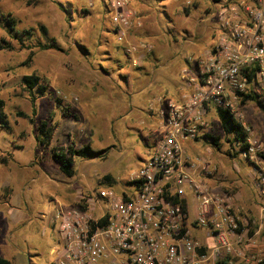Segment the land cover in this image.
Instances as JSON below:
<instances>
[{"label": "rangeland", "instance_id": "rangeland-1", "mask_svg": "<svg viewBox=\"0 0 264 264\" xmlns=\"http://www.w3.org/2000/svg\"><path fill=\"white\" fill-rule=\"evenodd\" d=\"M102 2L0 0V41L8 44L0 51V99L10 126L0 129V244L10 245L0 246V255L10 251L23 257L16 264L56 260L58 255L51 253L61 241L53 227L56 212L75 208L82 194L110 187L105 176L113 179L119 196L133 191L130 173L156 147L150 105L160 95L177 98L185 87L183 70L191 66L195 72L220 35L213 0H197L190 8L182 0H137L132 7L143 27L119 44L112 14ZM5 18L13 21L19 36L7 33ZM52 40L58 49H42ZM140 41L153 49L141 51L143 58L134 66L125 48ZM31 75L46 87L35 103L23 84ZM256 95L255 101L239 105L241 125L255 141V159L242 157L241 145L226 131L225 115L217 110L207 122L220 146L202 135L185 143V149L196 162L197 179L209 190L227 191L235 207L243 208L239 211L250 229L261 225L264 232V93L258 86ZM44 121L54 129L47 147L37 140ZM70 147L107 152L103 157H74L75 176L69 178L53 153ZM190 206L195 218L194 203ZM206 232L193 234L203 238Z\"/></svg>", "mask_w": 264, "mask_h": 264}, {"label": "built area", "instance_id": "built-area-1", "mask_svg": "<svg viewBox=\"0 0 264 264\" xmlns=\"http://www.w3.org/2000/svg\"><path fill=\"white\" fill-rule=\"evenodd\" d=\"M105 1L113 33L123 44L129 34L143 27L132 7L137 0ZM196 1L182 0L186 8ZM213 2L218 41L206 60L196 63L195 72L191 66L183 70L185 87L177 98L160 95L150 105L154 121L150 134L156 138V147L130 173L133 191L119 196L110 186L82 194L75 208H60L53 227L59 230L61 241L51 250L58 255L51 264H240L245 259L239 244L246 220L229 193L209 190L197 179L198 167L186 155L185 143L209 134L207 120L213 110L227 108L240 122L242 95L256 94L257 86L264 93V0ZM88 3L92 6L94 0ZM152 49L140 41L125 51L137 66L143 58L141 51ZM247 143L241 155L253 160L255 141L249 136ZM204 229L203 238L193 234Z\"/></svg>", "mask_w": 264, "mask_h": 264}, {"label": "trees", "instance_id": "trees-1", "mask_svg": "<svg viewBox=\"0 0 264 264\" xmlns=\"http://www.w3.org/2000/svg\"><path fill=\"white\" fill-rule=\"evenodd\" d=\"M105 2L106 1L103 0L102 3L105 5V8H106ZM83 12L89 13V10L83 9ZM1 18H3V16H2V13L0 12V25L3 23V21H1ZM4 21L8 25L7 26L8 27L7 33L8 34H12V32H13V33H15L16 36L20 35V32L16 31L15 26L12 25L13 21L11 19L5 18ZM44 34H46L45 31H44ZM7 47H8V44L6 43V41L4 39H2L0 41V51L3 50L4 48H7ZM42 49H58V47L56 46L55 42L53 41V42L44 44ZM118 49L121 50L120 47H118ZM31 58H32V56L29 57V59H31ZM23 84L28 89V92L31 95L32 103H35V101H36V94L43 95L46 92V87L40 85V78H38L37 76H34V75L25 76L23 78ZM256 97H257V95L254 92H249V93L243 94L240 105H245L248 101H255ZM4 108H5V103L3 100L0 99V129L10 130V126H9L8 121H7V116L5 114ZM217 110L221 115H225L224 116L225 120H222V122H223V126L226 129V131L228 133H231L234 136L235 142L240 144L241 148L243 150H247L249 147V145L247 143L248 134L246 133V131L244 130L242 125L236 121L234 114L231 113V111L229 109L224 108V107H220ZM262 110L264 111V105H262ZM226 123H228V125H229L228 127L230 128V131H228ZM53 130L54 129L51 128L46 121L41 123L40 129H39L40 133L37 136V140L42 146H44V147L49 146V144L51 143V140H52ZM205 137L214 146H217V147L220 146L219 145V141H220L219 136H216L213 134H207V135H205ZM106 152H107V149L96 151L90 147H85V148L80 149V150H75L73 147H70L69 149H66V150L59 148V149L54 150L53 157H54L55 161H57L60 164L61 172L64 175H66L67 177L72 178L75 176V170L73 168V165H74L73 158L74 157H80V158L96 157V156L103 157V156H105ZM103 181L105 183H107L108 185L113 186L114 181L110 176H105L103 178ZM256 229H257V226L250 230V236L254 235ZM0 264H11V263L5 259H0Z\"/></svg>", "mask_w": 264, "mask_h": 264}, {"label": "crops", "instance_id": "crops-1", "mask_svg": "<svg viewBox=\"0 0 264 264\" xmlns=\"http://www.w3.org/2000/svg\"><path fill=\"white\" fill-rule=\"evenodd\" d=\"M217 192V191H215ZM218 192H223L224 191H218ZM227 192V191H225ZM228 193V192H227ZM239 197V194L237 193L235 195V199ZM239 199V198H238ZM234 201V199H233ZM237 203V202H236ZM238 205V210H243L241 206ZM9 210V208H8ZM246 220V227L245 229H242L240 232V240L241 243L239 244V248L243 249L245 252V259L241 260L240 264H258L255 259H262L264 264V232H262V226H257V229L254 233L253 236H250V226L247 221V219L244 217ZM255 226V227H256ZM10 246L8 244V241L5 244H0V246ZM1 248V247H0ZM1 250V249H0ZM0 259H5L9 261L11 264H16L19 261H23V257H17L14 254H11L10 251H8V254L5 255H0ZM52 263V262H51Z\"/></svg>", "mask_w": 264, "mask_h": 264}]
</instances>
